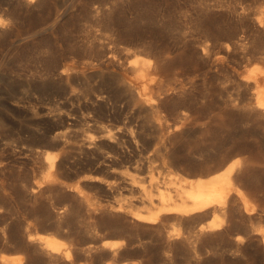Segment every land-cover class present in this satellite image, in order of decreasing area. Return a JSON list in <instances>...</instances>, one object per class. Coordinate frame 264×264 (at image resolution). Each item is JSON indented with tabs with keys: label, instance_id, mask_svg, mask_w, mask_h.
<instances>
[{
	"label": "rangeland",
	"instance_id": "374dc122",
	"mask_svg": "<svg viewBox=\"0 0 264 264\" xmlns=\"http://www.w3.org/2000/svg\"><path fill=\"white\" fill-rule=\"evenodd\" d=\"M135 53L153 59L162 79L164 69L175 64L190 71L173 85L164 79L157 96L166 128L162 145L173 169L197 177L232 157L245 162L236 184L253 200L254 212L246 214L239 201H229L226 210L202 222L227 226L239 220L230 237L204 239L194 247L169 244L168 236H187L188 229L146 230L127 223L119 229L107 214L90 216L71 191L40 198L32 194L35 184L50 178L42 162L44 152L52 149L35 140L30 121L13 115L10 103L24 99L29 109H36L63 106L71 94L85 98L88 89L80 81L71 82L67 94L41 88L51 87L67 68L75 75L84 72L97 84L100 71L109 72L111 66L112 71L124 70L119 61L133 59ZM254 70L264 71V0H0V264H264V114L255 107L256 88L248 81ZM78 115L97 124L69 132L91 135L100 124L136 125L130 117L98 118L93 110ZM59 128L54 126L51 134L65 131ZM158 148L150 149L154 153ZM65 179L67 185L75 182ZM93 197L104 205L121 200ZM41 233L61 241V254L46 250L38 240ZM105 243L111 247L103 248Z\"/></svg>",
	"mask_w": 264,
	"mask_h": 264
},
{
	"label": "bare ground",
	"instance_id": "6f19581e",
	"mask_svg": "<svg viewBox=\"0 0 264 264\" xmlns=\"http://www.w3.org/2000/svg\"><path fill=\"white\" fill-rule=\"evenodd\" d=\"M25 1L32 4L35 0ZM204 48L202 47L206 54L207 48ZM128 53L130 52L128 51ZM167 55L169 54L167 53ZM184 60L183 62L186 61ZM119 62L126 68H123L122 71H112L111 66L109 72L100 71L97 75V84L92 85L91 76L84 72L75 75L72 72L73 69L67 68L57 75L51 87L47 84L41 88L47 92L52 90L67 94L71 82L80 81L88 89V96L85 98L71 94V98L63 106L41 105L36 109H29L24 99L10 103L8 109L13 115L18 114L20 117L24 115L30 121L28 124L32 125L31 132L35 140H44L45 143L42 144L52 149V151L44 152L42 162L43 168L48 169L50 178L43 183L35 184L31 188L32 194L35 198H40L52 196L60 190L71 191L75 197L78 196L82 199L84 205L82 206L88 209L86 212L90 216L97 213L107 214L114 219L119 229L125 223L146 230H167L170 227L188 229L187 236L176 238H173V235L168 236L169 244L171 242L174 244L187 243L194 247L204 239L207 241L208 239H222L226 234L232 232L239 220L237 222L233 220L234 224L229 221L231 223L227 226L218 221H211L206 225L202 222L209 216L221 212L229 201H239L246 214L254 212L253 206H251L253 200L251 201L250 196L239 189L236 184L239 170L245 166V162L240 158L233 159L232 157V160H228L227 164L217 169L201 172L197 177L173 169L167 162V153L162 145L166 136V128L159 119V112L163 105L157 96L159 93L162 94L164 79H168L169 84L173 85L176 78L183 77L189 71L186 68L187 65L175 64V68H171L173 65L170 68L167 67L164 69L165 78L162 79V76H159L162 74H159L160 67L157 66V63L142 54L135 53L133 59L120 60ZM192 63H194L193 60ZM195 67L193 68L195 69ZM130 71L134 73L132 78L128 77ZM258 71H252L248 75V81H251L256 88L255 107L264 114V71ZM75 105H78L77 109ZM83 109L93 110L98 118L113 117L123 121L130 117L136 121V125L134 127L117 125L113 126L115 128H106L104 125V127H99L101 124H98L96 133L91 135L80 130L69 132V129L73 127L85 128L90 124L93 125V122L96 123L93 119L91 121L83 118L87 115L83 114V117H79L78 114ZM187 121L185 120L184 125L185 123L189 124ZM54 126L60 127L62 130L65 129V131L52 135ZM46 127L50 129L43 131ZM190 128H188L189 131ZM154 145H159V148L152 153L150 148ZM22 149L26 150V148ZM30 149L33 152L32 148ZM63 178L75 179V182L67 185L62 181ZM95 195L114 199L121 198V200L104 205L93 201ZM236 211L240 216L239 210ZM231 234L228 236L230 237ZM240 239L235 240L241 242ZM38 240L50 253L61 254V241L55 236L41 233L38 235ZM232 242L234 243V241ZM108 247L111 246L103 244V248ZM67 259L70 257L68 256Z\"/></svg>",
	"mask_w": 264,
	"mask_h": 264
}]
</instances>
